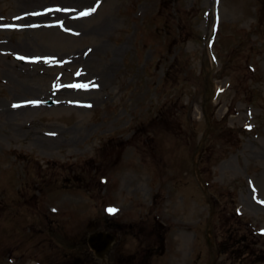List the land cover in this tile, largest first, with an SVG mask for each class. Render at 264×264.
Segmentation results:
<instances>
[{
	"label": "rangeland",
	"instance_id": "obj_1",
	"mask_svg": "<svg viewBox=\"0 0 264 264\" xmlns=\"http://www.w3.org/2000/svg\"><path fill=\"white\" fill-rule=\"evenodd\" d=\"M250 230L264 0H0V264H264Z\"/></svg>",
	"mask_w": 264,
	"mask_h": 264
},
{
	"label": "water",
	"instance_id": "obj_2",
	"mask_svg": "<svg viewBox=\"0 0 264 264\" xmlns=\"http://www.w3.org/2000/svg\"><path fill=\"white\" fill-rule=\"evenodd\" d=\"M113 240V236L109 233L99 231L89 235L88 243L95 251V254L98 257H102L103 253L106 251V248L109 246V243H111Z\"/></svg>",
	"mask_w": 264,
	"mask_h": 264
},
{
	"label": "trees",
	"instance_id": "obj_3",
	"mask_svg": "<svg viewBox=\"0 0 264 264\" xmlns=\"http://www.w3.org/2000/svg\"><path fill=\"white\" fill-rule=\"evenodd\" d=\"M244 238H245V237H241L240 240H241V239H244ZM243 243H245V242H243ZM234 251H236V253H240L242 250L234 249Z\"/></svg>",
	"mask_w": 264,
	"mask_h": 264
},
{
	"label": "snow or ice",
	"instance_id": "obj_4",
	"mask_svg": "<svg viewBox=\"0 0 264 264\" xmlns=\"http://www.w3.org/2000/svg\"><path fill=\"white\" fill-rule=\"evenodd\" d=\"M89 11H91V10H89ZM33 103H35V101ZM109 211H114V209H109Z\"/></svg>",
	"mask_w": 264,
	"mask_h": 264
}]
</instances>
